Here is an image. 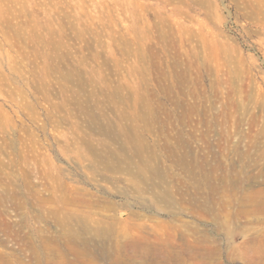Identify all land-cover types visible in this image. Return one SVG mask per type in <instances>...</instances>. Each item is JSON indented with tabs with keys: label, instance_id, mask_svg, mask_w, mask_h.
Wrapping results in <instances>:
<instances>
[{
	"label": "rangeland",
	"instance_id": "obj_1",
	"mask_svg": "<svg viewBox=\"0 0 264 264\" xmlns=\"http://www.w3.org/2000/svg\"><path fill=\"white\" fill-rule=\"evenodd\" d=\"M195 1L187 9L178 0H0V264H174L166 261L174 248L181 252L183 264H203L207 259H194L186 251L195 244L190 236L176 238L184 229L204 232L221 249L228 246L227 229L219 227L214 213L200 214L198 205L215 207V197L204 200L194 190L196 183L189 181L186 164L176 163V158L195 157L208 170L217 162L218 175L240 173L239 191L264 193V0ZM176 6L187 13L175 15ZM154 14L160 21L168 15L171 25L180 22L186 27V32L175 35L174 48L165 55L156 40L160 22ZM132 27L136 32L147 28L144 52L128 43L133 40ZM180 38L183 48H179ZM201 38L221 46L208 49V71L198 70L191 64L193 59L184 56L178 68L167 67L173 53ZM137 56L146 59L139 64ZM147 63L151 67L146 68ZM137 83L154 94L169 86L180 92L175 108L167 91L159 93L165 107L162 113L174 116L163 114L167 121L163 131L155 125L146 135L151 147L145 154H154L149 164L164 174L136 177L142 196L128 188L131 177L125 170L107 171L101 162L93 165L77 157L84 146L83 134L105 140L111 148L120 141L102 134L98 126L90 128L89 119L71 102L75 98L71 91L82 87L74 96L83 100L92 92L103 100L98 113L110 117L114 105L106 101L108 91ZM62 97L69 102L63 103ZM178 131L183 140L179 149L173 145ZM250 139L255 141L251 149L247 148ZM237 142L239 154L231 150ZM98 148V153H104ZM246 149L256 165H250L249 156L238 159ZM81 151L88 153L84 147ZM131 169L137 170L135 163ZM47 171L65 178L62 191L70 192L73 185L91 193V206L80 207L82 212L91 211L93 218L107 221L115 215L118 224L110 234L81 233L83 257L59 255L67 244L75 246L47 216L54 208L48 201L52 180ZM163 191L171 200L159 199ZM234 192L229 197H239ZM218 221L234 231L263 225L243 220L233 225L225 216ZM139 224L151 233L135 228ZM214 259L210 264H257L225 252Z\"/></svg>",
	"mask_w": 264,
	"mask_h": 264
},
{
	"label": "bare ground",
	"instance_id": "obj_2",
	"mask_svg": "<svg viewBox=\"0 0 264 264\" xmlns=\"http://www.w3.org/2000/svg\"><path fill=\"white\" fill-rule=\"evenodd\" d=\"M178 2L180 3V5L186 6L187 9L190 8L192 5H194V3L196 4L195 0H178ZM173 9H174L173 13H175V15L177 16H180L183 13H187L184 11L182 6H176ZM260 9L262 8H259V10ZM188 14H189V11H188ZM163 15L164 17L161 21L158 18L160 17L159 15L154 14V18H157L160 22V25L159 24L156 25L158 26V31H159L157 33L156 40L159 44V49L165 55V53L168 54L169 51L174 48L173 39L176 38L175 35L181 34V32H186V27L182 25L180 22L176 23V25L174 26L171 25L167 20L168 15H165V14ZM132 30L134 32L133 40L132 42H128V43L136 45L137 50L142 48L141 49L142 51L144 48V43L147 40L146 38L147 35L144 33L147 31V28H145V30L141 32H136L135 27H132ZM173 30H174V33L171 34V31L173 32ZM183 45H184L183 40L180 38L179 48H183ZM219 47H221L219 42L213 41L211 39L208 40V39L201 38L200 41L195 42V44L193 45L190 44L188 49L186 48L182 50V52L173 53L172 55L174 56L172 55L170 56L173 59V61H170L167 67L168 68H175V67L178 68L182 61L181 57L184 56L185 58L193 59V62L191 61L190 62L191 64L195 65V67H197L198 70L204 69L208 71L209 69L208 49L214 48L216 50H220L218 49ZM175 55H176V58L174 59ZM145 59L146 58H142L140 56L136 57L137 63L139 64L144 62ZM147 67H151L150 63H147L146 68ZM81 88L82 87H80V89H77L76 91L73 90L71 91V93L78 96V93H79L78 91H81ZM163 91H167L166 93H167V97H169L167 98L169 103L172 104L174 108L177 107L176 106L177 101L175 98H176V95L179 94L180 92L176 90V87L169 86L167 90L162 88L160 89L159 93H162ZM159 93L158 94L150 93L147 87H145V85L141 83H137L135 86L121 85L115 89L109 90L107 97H106L107 98L106 101H108V103L111 104L112 106L114 105L113 106L114 109L111 108L110 110V113L112 114V116L110 117L108 113L107 114L98 113V109L101 106L103 100L101 101L100 99H96V97L94 96L92 92H90L87 98L83 100H79V98H76V96L73 95V97L75 98H73L71 101L72 104L77 105L78 110L79 111L82 110L81 112L89 119L90 128L93 129L95 128V126H98V130L102 134H104L108 138L110 137L111 140L114 139V140L120 141L118 147L111 148L109 142L105 140H100V141L93 140L90 133L83 134V138L85 136V139H84L85 142H83L84 146H81L80 151L76 152L77 157H82V158L85 157L88 160H90L93 165L95 164V162L96 163L101 162L103 164L104 169L107 171H118L121 169L125 170L127 174L131 177V183L130 185L128 184V188L130 187L131 188L130 190L136 192L139 196H142L143 189L140 187V184L135 181L136 177L143 176L145 175V173L146 175L147 173L155 174V175L157 174V176L161 175V177H162V174H164L162 171H159L157 169L158 167L153 168L150 166L149 162L150 160L154 158L153 152L148 151L149 155L148 153L145 154L148 148L151 147L148 145L146 141V135L150 131H152L153 126L155 125L157 126L159 130L163 131L165 125H167L166 118L163 116V114L167 118L174 116L173 112L167 111V112L162 113L165 107L160 102ZM151 100H153L154 102L151 103L150 102ZM62 102L63 103L66 102L67 104V102L69 101L67 98L62 97ZM154 103L155 105H153ZM117 104H119L120 106L116 107ZM238 119H239V116H238ZM173 139H174L173 145L175 148L179 149L180 147H182L183 140H182V137L179 131L176 132ZM250 140L251 141L249 145L247 146V148L249 149L254 148L255 146V141L252 139ZM94 141L96 143H94ZM210 145L207 142L205 147L209 149ZM83 147L88 152L86 153V155H83L81 151ZM98 147L102 148L104 153L102 154L98 153V149H99ZM240 149H241V144L239 142L231 146V150L235 152H238ZM151 150H154V149H151ZM240 154L241 155L238 158L240 160H242V158L245 159L248 156L250 157V151L248 149H246L244 152H240ZM208 155L209 154H207V156ZM188 156H190V154ZM250 158H251L250 160H252L250 162L251 163L250 165L251 166L256 165V160L252 157ZM133 163H135L136 165V168H137L136 171H133L131 169V165ZM176 163L186 164V167H187L186 171L189 177V181L196 183L194 190L202 194L204 197V200H206L207 202H210L209 198L211 196L212 198L215 197V207L198 205L202 210L200 214L204 212L208 213L209 211L214 213V218L216 220V223H219V227L221 228L225 227L227 229L228 240H229L228 246L225 249H221L215 239L211 238L209 235L205 234L204 232L198 229H192V230L184 229L183 232L178 231L177 237H176L177 239L184 238L185 236H190L193 239L192 242L195 243L194 247L186 250L187 252H189L190 257L194 259H200V258L205 259V260L207 259L206 261L203 262V264H210L212 262L210 260L217 258L219 255L225 252L228 256L232 258H237L241 260H250L251 262H255L257 264H264V193H262L261 191H256L255 193H245L244 194L242 191H239L241 189V185H240L241 179L239 177L240 173L238 174L237 172L236 176H234L233 173L232 175L225 174V173L223 175H218L217 171H219L218 169L219 163L217 162L215 166H213L210 170H208L206 168L207 164L205 163L198 164L195 157L194 159L192 158L191 161H189V159L187 161L186 155H182L176 158ZM246 166H248V164ZM49 171H47L46 174H47V177L52 180V183L47 188V191L49 193L48 201L54 204V208L48 211L47 216L53 219V222L55 223V225L65 232L66 234L65 237H67L66 241L69 244H72L73 246H75L72 248L71 247L68 248V244H67L66 246L67 248L62 250L59 253V255L62 256L63 258H67L68 254H73L77 256L80 255L83 257V255L85 256V252H84L85 250L82 251L81 249V246L83 245V241H81V238H80L81 233L85 232V233H94V234H100V233L110 234L113 231V229H115V225L117 223V221L115 220V215L111 214L112 216L108 218V221H107V220H100V219L97 220L93 218L92 217L93 214L91 211L82 212L81 209H79L80 207L83 206V207L90 208L91 206V200L93 198L91 193L84 189L73 186V185L70 186L71 187L70 192L62 191V185L66 184L65 178H63L61 174L60 176L54 177L52 175V172H49ZM212 172L216 175L214 176ZM227 173H229V171ZM253 178L254 177H250V179H253ZM147 179L149 178L146 177V182H147ZM165 180L168 181L167 179ZM17 186H19V189H20V185H17ZM233 190L239 193V197L238 196L232 197L231 195H230L231 197H229V192ZM235 192H234V195H235ZM221 194H224V195H221ZM213 195H216L218 197L213 196ZM158 197L161 200L167 201L170 199V194L167 191H163V193L161 192ZM219 197H222L223 201L219 202V200H217ZM25 203L26 205L29 204V202H25ZM190 203L192 204V202ZM17 206H19V204ZM109 207H111L112 210L114 209V206H112L111 204ZM130 216H134V213L130 212ZM221 216L227 217L228 222H230L233 225H238L241 220H243L245 223H259L263 225L260 227L247 226V227L240 228V230L238 229L239 231H236V230L234 231V229L229 228L230 226L227 228L225 224L222 225L221 222L218 221ZM36 219H39V218L37 217L35 218V220ZM180 226L185 227L184 224H181ZM135 228L140 229L141 231H144L145 234L151 233V231L147 230L142 224L136 225ZM230 239H231V243H230ZM49 249L50 247L48 248V250ZM144 249H146V247H143V250ZM169 253H167L166 261H170V262L174 261V264L184 263L183 257L181 256V252L179 250L174 248V250L169 251Z\"/></svg>",
	"mask_w": 264,
	"mask_h": 264
}]
</instances>
